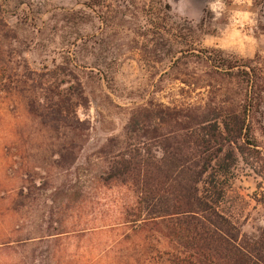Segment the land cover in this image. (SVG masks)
<instances>
[{
  "label": "rangeland",
  "instance_id": "1",
  "mask_svg": "<svg viewBox=\"0 0 264 264\" xmlns=\"http://www.w3.org/2000/svg\"><path fill=\"white\" fill-rule=\"evenodd\" d=\"M165 1L183 28L204 20L206 34L188 37L196 49L252 59L264 83V0ZM84 3L0 0V264H161L166 242L135 241L124 224L137 194L102 184L110 160L130 145L162 157L153 111L196 119L243 96L197 57L144 58L133 26ZM259 105L225 208L243 237L264 229V88ZM136 113L151 125L140 117L127 135Z\"/></svg>",
  "mask_w": 264,
  "mask_h": 264
},
{
  "label": "trees",
  "instance_id": "2",
  "mask_svg": "<svg viewBox=\"0 0 264 264\" xmlns=\"http://www.w3.org/2000/svg\"><path fill=\"white\" fill-rule=\"evenodd\" d=\"M84 6L108 16L109 23L119 20L133 26L143 40L139 51L152 62L169 58L172 66L194 56L212 74L243 85L236 109H207L196 119L175 110L151 112L163 122L161 133L151 138L159 141L161 158L132 145L112 156L102 184L119 183L137 194L136 205L125 211L124 223L135 241L136 237L144 243L155 237L165 241L168 249L155 251L159 259L166 258L161 264H264V229L243 237L225 209L233 194L239 141L246 138L250 116L259 111L262 100L264 83L254 61L235 63L222 51L196 49L188 37L206 34L204 20L181 27L165 0H85ZM140 117L151 125V116L136 113L127 135L138 130Z\"/></svg>",
  "mask_w": 264,
  "mask_h": 264
}]
</instances>
